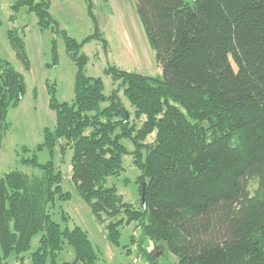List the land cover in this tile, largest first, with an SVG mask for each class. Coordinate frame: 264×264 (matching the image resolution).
Instances as JSON below:
<instances>
[{
	"label": "trees",
	"instance_id": "1",
	"mask_svg": "<svg viewBox=\"0 0 264 264\" xmlns=\"http://www.w3.org/2000/svg\"><path fill=\"white\" fill-rule=\"evenodd\" d=\"M134 1L162 77L109 67L114 88L106 95L101 78L86 76L88 59L80 52L93 41L107 51V41L96 34L78 43L63 33L78 69L74 99L60 103L52 92L56 127L45 130L33 157L20 159L42 176L12 172L0 179V264L99 262L87 232L70 228L60 208L71 198L62 171L37 160L36 152L56 149L62 157L73 152V183L113 245L119 247L122 228L134 225L150 264H158L157 252L174 255L177 264H264V0ZM12 9L35 15L41 31L58 33L50 0H17ZM9 40L28 69L25 40L18 31ZM25 92L23 75L0 60V148L9 109ZM126 156L139 173L140 209L109 186L125 172ZM67 247L75 259L60 263Z\"/></svg>",
	"mask_w": 264,
	"mask_h": 264
},
{
	"label": "rangeland",
	"instance_id": "2",
	"mask_svg": "<svg viewBox=\"0 0 264 264\" xmlns=\"http://www.w3.org/2000/svg\"><path fill=\"white\" fill-rule=\"evenodd\" d=\"M16 1L0 0V60L9 62L23 75L26 92L18 107L9 109V130L0 148V179L12 172L37 179L42 176V172L31 166H24L20 159L33 157L36 148L45 141V130L56 127V112L50 107L52 92H55L60 103H70L74 99V82L78 69L67 54L64 32L78 43L88 37H95L96 34L107 41V51L100 42L93 41L80 52V55H85L88 59L86 76L101 78L106 87V95L114 88L112 78L105 74L109 67L153 78L162 77L163 71L151 48L134 0H90L92 16L86 0H50V13L58 23V33L52 29L41 31L36 16L25 9L15 13L12 7ZM10 31H18L25 40L30 61L28 69L17 59L16 51L10 44ZM54 43L58 50L56 65ZM121 99L127 109H130V103L123 93ZM154 139L155 136H151L147 142L152 143ZM125 145L130 152L133 151L130 142L126 141ZM25 150L28 152L25 153ZM72 155L73 152L69 150L62 157L59 149L53 155L48 151L36 152L40 164L54 162L63 173L62 188L71 198L62 203L60 208L69 216L70 228L77 226L87 232L99 254L98 264H150L140 254L138 239L141 232L134 225L122 228L119 247L108 241L105 226L96 220L73 183ZM124 168L123 175L119 179H110L109 186H116L126 203L140 209L141 198L136 184L139 173L131 156L124 158ZM132 236L136 238L134 245ZM38 245L39 238L36 237L32 242V252ZM147 248L148 252L155 250L153 244L147 245ZM154 256L160 258L158 264H177L176 257L169 253L161 256L157 252ZM74 259V251L67 247L59 262H71Z\"/></svg>",
	"mask_w": 264,
	"mask_h": 264
}]
</instances>
